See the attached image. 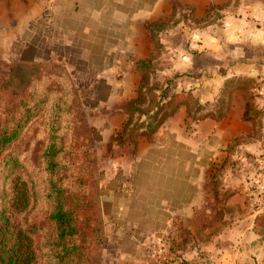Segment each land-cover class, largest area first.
Returning a JSON list of instances; mask_svg holds the SVG:
<instances>
[{"label": "crops", "instance_id": "1", "mask_svg": "<svg viewBox=\"0 0 264 264\" xmlns=\"http://www.w3.org/2000/svg\"><path fill=\"white\" fill-rule=\"evenodd\" d=\"M210 6H217L212 22H198ZM188 9L194 18L185 20L184 29L177 32L176 25L161 36L178 55L164 71L176 76V90L191 88L201 102L212 101L227 78L264 73V0H0V46H33L35 60L58 61L71 74L94 77L90 91L105 78L111 92L107 100L120 102L138 88L134 61L151 54L147 23ZM31 29L34 42L25 39ZM244 112L240 93L220 119L192 121L182 106L150 141L140 139L130 149L129 163L119 166L128 172L132 196L118 194L114 211L103 215L105 235L112 241V259L105 264H165L157 253L167 247L166 237L180 226L191 233L199 230L182 222H190L191 213L205 202L200 190L223 149L233 138L250 134ZM123 119L115 111L111 129Z\"/></svg>", "mask_w": 264, "mask_h": 264}, {"label": "trees", "instance_id": "2", "mask_svg": "<svg viewBox=\"0 0 264 264\" xmlns=\"http://www.w3.org/2000/svg\"><path fill=\"white\" fill-rule=\"evenodd\" d=\"M216 7H208L198 22H212L209 17ZM182 17L194 14L188 9ZM171 18L147 23L152 50L149 57L134 61L140 81L129 105L122 108L125 119L117 128L122 145L136 148L140 139L150 141L182 106L192 121L220 119L228 111L225 107L201 113L204 105L191 88L175 89L176 76L164 75L161 84L151 85L150 75L157 70L154 62L164 49L161 35ZM258 86L255 78L239 75L227 78L220 93L240 90L246 103L244 119L252 122L251 116L259 112L254 92ZM74 92L67 67L49 59L37 64L23 90L0 86V264H42L44 258L45 264H96L99 216L89 185L87 145L76 132ZM39 126L41 145L34 164L23 155L30 131ZM239 141L240 137L233 138L228 151ZM37 206L43 211L41 218L34 214Z\"/></svg>", "mask_w": 264, "mask_h": 264}, {"label": "rangeland", "instance_id": "3", "mask_svg": "<svg viewBox=\"0 0 264 264\" xmlns=\"http://www.w3.org/2000/svg\"><path fill=\"white\" fill-rule=\"evenodd\" d=\"M186 23L182 14L172 16L165 31L177 25L178 32L187 25ZM25 39L34 42V29L25 35ZM163 45L164 49L154 62L153 68L157 70L149 79L153 86L162 83L163 76L166 75V64L171 65L178 57L174 49L164 43ZM19 51L21 54L16 55ZM41 60L46 59H34L33 46H0V86L6 84L13 90H23ZM68 71L71 72L69 69ZM250 77L255 78L259 84L254 90L259 112L250 115L251 132L241 136L231 151H228L226 146L222 157L214 162L208 180L199 194L200 197L206 198L205 202L200 203L196 211L191 213L190 222H182L184 225L192 223L199 230L191 233L186 226H180V231L167 236V247L160 251V254L157 253L166 259L165 264H264V103L259 102L260 96L264 95V73ZM71 79L75 88L74 104L79 115L76 132L85 139L87 145L89 185L94 193L99 216V256L96 264H105L107 260L112 259V253L109 252L112 241L110 236L105 235L106 223L103 215L114 211L113 199L118 194L125 198L131 195L133 186L128 172L122 171L123 168L119 165L129 163L128 160L133 154L130 149L134 148L118 142L117 128L120 126L112 130L111 119L118 109L123 113V106L129 105V99L135 93L131 98L127 96L120 102H116V98L108 101L111 92L109 86L103 82L105 78H101L103 81L99 80L95 91L89 90L96 81L94 77L71 74ZM175 84L173 81V86ZM229 89L212 101L199 100V103L204 105L200 112H218L219 108L224 110L225 107L229 109L236 93H240L243 99L240 90ZM192 109H195V105ZM41 135L42 126L30 131L29 147L23 155L26 162H37ZM1 186L0 179V189ZM42 213L41 208L37 206L34 214L41 218ZM41 263H47V258Z\"/></svg>", "mask_w": 264, "mask_h": 264}]
</instances>
